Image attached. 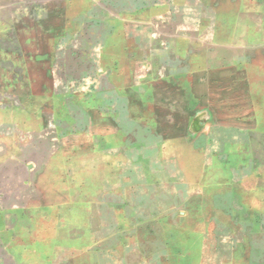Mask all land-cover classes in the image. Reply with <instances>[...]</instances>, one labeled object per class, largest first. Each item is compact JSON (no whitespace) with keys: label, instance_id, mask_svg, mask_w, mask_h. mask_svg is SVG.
I'll list each match as a JSON object with an SVG mask.
<instances>
[{"label":"rangeland","instance_id":"rangeland-1","mask_svg":"<svg viewBox=\"0 0 264 264\" xmlns=\"http://www.w3.org/2000/svg\"><path fill=\"white\" fill-rule=\"evenodd\" d=\"M60 152L108 209L68 165L92 218L0 214V264H264V0H0V197Z\"/></svg>","mask_w":264,"mask_h":264},{"label":"crops","instance_id":"crops-1","mask_svg":"<svg viewBox=\"0 0 264 264\" xmlns=\"http://www.w3.org/2000/svg\"><path fill=\"white\" fill-rule=\"evenodd\" d=\"M204 112H207V114H210L207 110H197L194 115V119L198 118L199 123L202 124L204 121V118L200 117ZM192 113V111L190 112ZM210 120V118H208ZM74 140V139H73ZM99 143L102 146H108L105 139L102 137L99 140ZM90 144V143H89ZM97 144L95 143V146ZM91 146V145H90ZM98 146V145H97ZM91 149V148H90ZM76 151L75 148L72 149V154ZM67 152H60V153H53L51 157L47 161H43V170L40 172V168L37 171V179L35 180V184L27 183V179L30 178V174L33 172H36L35 170L29 171L28 169L23 170L24 178L27 176V179L24 181L17 182V189L11 190L8 193L7 198L3 196V199L0 197L1 200H3V206H1L0 214H2L5 218V230L6 232L16 233V228L19 229V232H28L33 225H36V223H33V220L28 224V218H36L38 220V215L40 213H43L45 209L48 210H65V209H73L74 211H78L80 214H76L77 217L83 218L84 222L86 220H90L92 218V202L90 201L92 196L89 197V201L83 200L80 202H76V196L72 197L70 199L68 197L67 202H54L50 200V194H53L54 188L57 186L59 187L61 183V177L68 175V165L70 167H74V169H83L85 171L87 176V181H84L85 188L87 190H84L81 192L85 196V194L91 195V190L89 189V184H91V172L93 171V168H96L99 170L100 173V190L98 191L99 197V209L103 206L104 211L108 209V189H107V177L104 176V172L107 169V161L100 160L99 164H92V155L89 154V156L83 158V162H80L78 160H72V162L69 161L70 155L66 154ZM73 169V170H74ZM41 173V174H40ZM67 173V174H66ZM235 182V181H233ZM229 185H227L228 187ZM234 186V185H233ZM189 188H185L183 191L184 196L188 195ZM8 192V191H7ZM59 193L62 194V191L59 189ZM53 200V199H52ZM71 202L72 205L67 204L68 202ZM59 202V203H58ZM97 206V205H96ZM96 206H94L96 208ZM243 207L247 206L244 204ZM94 208V209H95ZM60 214V213H59ZM75 217V216H74ZM19 219V221H18ZM18 221V222H17ZM33 223V224H32ZM9 224V225H8ZM32 224V225H31ZM15 228V229H14Z\"/></svg>","mask_w":264,"mask_h":264}]
</instances>
